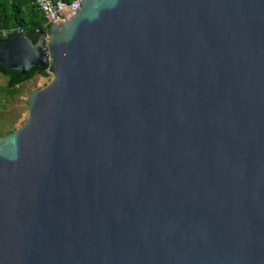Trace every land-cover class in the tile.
Returning a JSON list of instances; mask_svg holds the SVG:
<instances>
[{"label":"water","instance_id":"water-1","mask_svg":"<svg viewBox=\"0 0 264 264\" xmlns=\"http://www.w3.org/2000/svg\"><path fill=\"white\" fill-rule=\"evenodd\" d=\"M0 65L52 74L0 137V264H264V0H81Z\"/></svg>","mask_w":264,"mask_h":264},{"label":"trees","instance_id":"trees-1","mask_svg":"<svg viewBox=\"0 0 264 264\" xmlns=\"http://www.w3.org/2000/svg\"><path fill=\"white\" fill-rule=\"evenodd\" d=\"M49 27L42 13L35 8L34 0H0V42L9 37H4L3 31L17 28L28 33L30 39L36 42ZM0 74L7 77L6 92L14 95L18 92L17 85L30 80L36 74L46 76L48 70L47 66L32 67L27 74L22 75L18 70L8 71L0 65Z\"/></svg>","mask_w":264,"mask_h":264},{"label":"rangeland","instance_id":"rangeland-1","mask_svg":"<svg viewBox=\"0 0 264 264\" xmlns=\"http://www.w3.org/2000/svg\"><path fill=\"white\" fill-rule=\"evenodd\" d=\"M52 78L48 75L36 74L30 80L19 85L18 92L9 95L7 87V77L0 74V137L5 136L19 127L27 116V97L33 91L44 87Z\"/></svg>","mask_w":264,"mask_h":264},{"label":"built area","instance_id":"built-area-1","mask_svg":"<svg viewBox=\"0 0 264 264\" xmlns=\"http://www.w3.org/2000/svg\"><path fill=\"white\" fill-rule=\"evenodd\" d=\"M80 1L81 0H34V5L35 8L42 13L46 23L52 25L73 17L80 6ZM14 33L25 34L22 29L17 28L16 30H5L2 35L8 37Z\"/></svg>","mask_w":264,"mask_h":264}]
</instances>
